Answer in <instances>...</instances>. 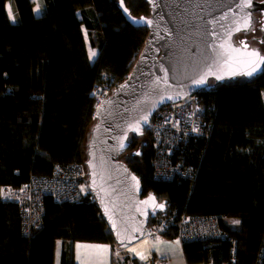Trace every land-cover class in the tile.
Listing matches in <instances>:
<instances>
[{"label":"trees","instance_id":"trees-1","mask_svg":"<svg viewBox=\"0 0 264 264\" xmlns=\"http://www.w3.org/2000/svg\"><path fill=\"white\" fill-rule=\"evenodd\" d=\"M38 2L40 15L34 0H0V264H56L59 241L60 264H76L78 241L118 245L88 187L87 143L97 97L129 77L149 33L125 19L118 0ZM126 3L136 16L150 13L147 0ZM263 91L264 73L203 93L205 136L181 139L169 155L170 143L146 130L122 156L145 193L168 200L162 237L179 236L182 216L217 219L224 237L183 241L188 264H264ZM58 167L81 186L78 199L57 201L43 187ZM158 168L177 174L159 178ZM34 183L42 208L31 221L5 190Z\"/></svg>","mask_w":264,"mask_h":264},{"label":"water","instance_id":"water-1","mask_svg":"<svg viewBox=\"0 0 264 264\" xmlns=\"http://www.w3.org/2000/svg\"><path fill=\"white\" fill-rule=\"evenodd\" d=\"M147 1L150 13L136 16L118 0L125 19L146 28L148 38L129 77L99 105L87 143L88 187L118 245L143 239L150 221L169 210L122 159L132 137L143 136L166 105L264 73L261 47L237 40L254 30L258 13L264 16V0Z\"/></svg>","mask_w":264,"mask_h":264},{"label":"built area","instance_id":"built-area-1","mask_svg":"<svg viewBox=\"0 0 264 264\" xmlns=\"http://www.w3.org/2000/svg\"><path fill=\"white\" fill-rule=\"evenodd\" d=\"M109 92V89L106 87L102 89L100 95L97 97L99 105L112 93ZM202 94L201 92L194 93L180 102L164 106L148 124L146 129L153 132L159 144L163 141H165L166 144L170 143L171 148H167L169 155L174 152L176 143L181 139L202 137L208 133L210 125L208 118L209 108ZM66 170L67 168L58 167V174H62H59L56 178L43 182V187H45L48 192L54 191V196L57 201L62 200V198L76 200L81 196L79 193V188H81V186L75 184L74 177ZM156 174L159 178L165 177L167 179H172L177 173L175 171L171 174L165 172L164 175L163 170L158 168ZM67 179L69 181H67ZM39 185V183L36 185L34 183L32 185H25L21 188H10L5 190V199L19 202L23 206L24 212L29 215L28 217H31V221L35 217V212H40L42 208L41 198L34 195V192L37 191L35 190V186L39 187ZM26 191H28L27 196L23 195V192ZM164 229V220L159 218L152 219L145 234L153 240L160 237ZM223 235L225 234L218 227L217 219L214 217L194 219L190 216H182L179 236L184 241L208 240L224 237ZM157 260L160 264H168L167 256L160 255L157 257Z\"/></svg>","mask_w":264,"mask_h":264},{"label":"crops","instance_id":"crops-1","mask_svg":"<svg viewBox=\"0 0 264 264\" xmlns=\"http://www.w3.org/2000/svg\"><path fill=\"white\" fill-rule=\"evenodd\" d=\"M132 245L134 244L113 246L108 243L78 241L73 244L75 262L76 264H124L123 258L126 256L147 262L148 258L153 255L157 257L165 255L168 258V264H188L183 243L179 239L160 237L157 240H150L149 246L146 247V244L144 249L142 247L131 248ZM62 246V242L59 241L56 251V264L61 263ZM132 260L130 259L127 264H130Z\"/></svg>","mask_w":264,"mask_h":264},{"label":"rangeland","instance_id":"rangeland-1","mask_svg":"<svg viewBox=\"0 0 264 264\" xmlns=\"http://www.w3.org/2000/svg\"><path fill=\"white\" fill-rule=\"evenodd\" d=\"M35 2H36V6H35V12L38 14V15H40L41 14V8H40V5L38 4L39 2H38V0H34ZM9 9H11L10 8V6H8V11H9ZM9 14H10V16H11V18L13 19V14H12V11L11 12H9ZM85 34L87 35V31L85 30ZM261 46V45H260ZM262 47V46H261ZM263 49V51H264V45H263V47H262ZM95 53V55L93 56L92 55V53ZM96 54H97V51L95 50V49H92V48H90V55H91V57L92 58H94V57H96ZM110 95V94H109ZM263 98H264V91H263ZM99 103V102H98ZM130 150V149H129ZM131 152H132V150H131ZM131 152H129V153H131ZM27 193H28V191H26V192H23V195H25V196H27ZM18 194V193H17ZM28 196H29V194H28ZM159 218V217H158ZM236 221H239V223H235ZM226 223H228V224H230L233 228H238L239 227V225H240V219H238V218H229V219H226ZM160 237H162V235L160 236ZM160 237H157L156 239H153V240H157L158 238H160ZM150 240H152V239H150L149 237H144L143 239H141V241H139L138 243H134V245H132L131 246V248H135V247H142V249H144V246L146 245V247H148L149 245V241ZM139 249H141V248H139ZM141 251V250H140ZM119 254H121V253H119ZM165 256V255H164ZM154 258H157V256H155V255H153V256H151L150 258H148V260H147V262H145V264H153L154 263Z\"/></svg>","mask_w":264,"mask_h":264},{"label":"flooded vegetation","instance_id":"flooded-vegetation-1","mask_svg":"<svg viewBox=\"0 0 264 264\" xmlns=\"http://www.w3.org/2000/svg\"><path fill=\"white\" fill-rule=\"evenodd\" d=\"M263 22H264V16L262 14L258 13L256 18H255L254 30L251 31L250 33H247V34H239L237 36V40L242 41L243 39H247L249 43L257 44L259 47H261V46L263 47V45H264V30L259 27L263 24ZM146 130H148V129H146ZM145 131H144V133H145ZM140 149L141 148L139 147L138 151L141 152ZM133 151H137V150L134 149ZM133 151H132V153H133ZM140 154H138V155H140Z\"/></svg>","mask_w":264,"mask_h":264},{"label":"snow or ice","instance_id":"snow-or-ice-1","mask_svg":"<svg viewBox=\"0 0 264 264\" xmlns=\"http://www.w3.org/2000/svg\"><path fill=\"white\" fill-rule=\"evenodd\" d=\"M9 12H11V9H9ZM13 19H14V17H13ZM244 28H245V29L248 28V24H247V23L244 25ZM237 31H240V29L238 28ZM244 47L246 48L247 45L245 44ZM253 54L259 56V53H253ZM92 55L94 56L95 53L93 52ZM260 62H261V63H264V57H260ZM254 70H255V69H254ZM247 74H248V75H252L251 72H249V73H247ZM152 199L154 200L155 198L153 197ZM157 207H161V208H163L164 205H162V204H161V205H157ZM235 223H239V221H236Z\"/></svg>","mask_w":264,"mask_h":264},{"label":"bare ground","instance_id":"bare-ground-1","mask_svg":"<svg viewBox=\"0 0 264 264\" xmlns=\"http://www.w3.org/2000/svg\"><path fill=\"white\" fill-rule=\"evenodd\" d=\"M176 239H179L182 243H183V241H184V240H182V239L180 238V236H177Z\"/></svg>","mask_w":264,"mask_h":264},{"label":"clouds","instance_id":"clouds-1","mask_svg":"<svg viewBox=\"0 0 264 264\" xmlns=\"http://www.w3.org/2000/svg\"><path fill=\"white\" fill-rule=\"evenodd\" d=\"M160 218V217H159ZM157 219V218H156ZM147 237V236H146Z\"/></svg>","mask_w":264,"mask_h":264}]
</instances>
